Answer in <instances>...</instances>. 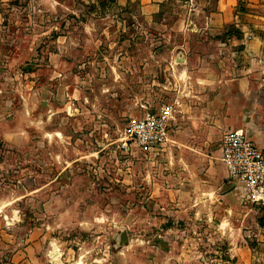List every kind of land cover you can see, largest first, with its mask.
Instances as JSON below:
<instances>
[{"label": "rangeland", "instance_id": "rangeland-1", "mask_svg": "<svg viewBox=\"0 0 264 264\" xmlns=\"http://www.w3.org/2000/svg\"><path fill=\"white\" fill-rule=\"evenodd\" d=\"M215 1L147 19L113 0H0V207L38 264H264V205L218 153L232 130L264 143V75L224 84L231 31H198ZM192 54L211 56L207 91L179 64ZM163 111L167 140L134 142L130 123Z\"/></svg>", "mask_w": 264, "mask_h": 264}, {"label": "crops", "instance_id": "crops-1", "mask_svg": "<svg viewBox=\"0 0 264 264\" xmlns=\"http://www.w3.org/2000/svg\"><path fill=\"white\" fill-rule=\"evenodd\" d=\"M166 1L115 0L119 6L135 3L141 15H144L147 19H151L157 14ZM201 13L205 14V20L203 28L198 29V31L204 30L220 36L225 29L233 27L239 32L240 38L231 35L227 36L226 39H219L216 42V45L225 49V52L221 55H215L217 63L213 67L216 66L217 71L237 78L224 81V84L235 83L236 86L242 87L239 91H247L248 84L246 85V83H248L247 80L252 73L251 68L253 66L254 75L258 76L259 73L260 78L264 75V0H216L214 7L209 12L207 10H201ZM191 57L200 61V65H192L191 67L190 59L187 57L181 59L179 64L186 65L189 69H192L188 77L199 84H192L191 87L193 89L199 88L200 91H207L209 87L205 85L208 82H204L205 84L201 83L203 85H200L202 78L197 76L196 72L200 71L198 66H210V63L207 62L211 56L192 54ZM226 60H231L233 65L222 68L223 65L221 64ZM260 81L262 82V79ZM218 82L221 83L222 87L224 86L222 81L219 80ZM183 84L191 85V82L180 83L179 86L182 87L184 86ZM260 86L262 87L261 84ZM171 142L173 144L177 143L173 139H171ZM254 143L259 149L264 150V143L261 141ZM202 153L204 154V151ZM207 172H209L208 168ZM13 221L4 211V208L0 207V264H38L39 260L36 257V251L39 244L35 245L32 241L31 243H19L12 233L13 227L15 226Z\"/></svg>", "mask_w": 264, "mask_h": 264}, {"label": "built area", "instance_id": "built-area-1", "mask_svg": "<svg viewBox=\"0 0 264 264\" xmlns=\"http://www.w3.org/2000/svg\"><path fill=\"white\" fill-rule=\"evenodd\" d=\"M166 122L164 111L159 115L147 113L130 123L129 136L137 144H161L167 140ZM219 153L226 179L243 186L251 203L264 205V153L240 130L223 134Z\"/></svg>", "mask_w": 264, "mask_h": 264}, {"label": "trees", "instance_id": "trees-1", "mask_svg": "<svg viewBox=\"0 0 264 264\" xmlns=\"http://www.w3.org/2000/svg\"><path fill=\"white\" fill-rule=\"evenodd\" d=\"M113 1H115V0H113ZM228 29H230L231 32H230V34L227 33V34H225V35H228V36H229V35H231V34H232V35L237 34V35H234V37H236V38H240V34H239V33H238L233 27H229ZM261 223H262V221H261Z\"/></svg>", "mask_w": 264, "mask_h": 264}]
</instances>
